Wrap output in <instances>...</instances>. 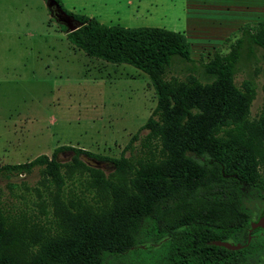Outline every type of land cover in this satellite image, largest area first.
<instances>
[{"label": "trees", "instance_id": "trees-1", "mask_svg": "<svg viewBox=\"0 0 264 264\" xmlns=\"http://www.w3.org/2000/svg\"><path fill=\"white\" fill-rule=\"evenodd\" d=\"M54 1L78 23L64 29L69 43L143 72L155 104L118 156L58 145L0 165L5 178L41 174L30 209L0 202V264H251L262 256L264 228H251L247 203L264 204V113L250 117L254 82L234 76L240 60L264 50V21L242 25L225 53L194 60L180 31L105 24ZM174 59L182 78L167 75ZM64 151L71 155L60 160Z\"/></svg>", "mask_w": 264, "mask_h": 264}, {"label": "rangeland", "instance_id": "rangeland-1", "mask_svg": "<svg viewBox=\"0 0 264 264\" xmlns=\"http://www.w3.org/2000/svg\"><path fill=\"white\" fill-rule=\"evenodd\" d=\"M130 1L127 5L126 0H60L66 10L105 24L180 31L188 43L189 58L194 60L215 50L225 53L242 25L264 21V10L233 7L264 5V0ZM132 11L140 12L139 16ZM168 12L184 14L183 28L157 19ZM64 29L45 0H0V165L50 155L58 145L118 156L155 104L143 72L129 64L85 55L69 43ZM167 75H185L177 59ZM247 77L255 85L250 117L257 118L264 113L263 49L256 48L250 58L240 60L234 81L238 84ZM70 155L64 151L58 158L67 160ZM79 158L105 173L112 168L84 155ZM40 179L38 168L9 178L0 175L3 209H30L40 199L33 191V187L40 188ZM247 206L251 220L264 209L258 201ZM251 264H264V253L251 259Z\"/></svg>", "mask_w": 264, "mask_h": 264}, {"label": "water", "instance_id": "water-1", "mask_svg": "<svg viewBox=\"0 0 264 264\" xmlns=\"http://www.w3.org/2000/svg\"><path fill=\"white\" fill-rule=\"evenodd\" d=\"M46 5L48 6L51 15L59 22L65 25V31L70 32L78 27V23L71 18L69 15L63 13L59 7L57 6L54 0H45ZM251 228H264V209L260 212V214L256 217V219L250 222ZM215 245L223 246L229 249H238L240 245L232 244L227 241H214Z\"/></svg>", "mask_w": 264, "mask_h": 264}, {"label": "crops", "instance_id": "crops-1", "mask_svg": "<svg viewBox=\"0 0 264 264\" xmlns=\"http://www.w3.org/2000/svg\"><path fill=\"white\" fill-rule=\"evenodd\" d=\"M127 5L131 4L130 0H126L125 2ZM221 6V5H220ZM224 7H227L226 5H222ZM183 7V6H182ZM233 7L235 8H242L244 10H255V11H259V10H264V5H253V4H249V5H245V6H241V7H236L233 5ZM166 9V8H165ZM181 10H183L181 8ZM133 13L137 14V16H139L140 12H135L132 11ZM128 13L132 14L131 11L129 10ZM142 13V12H141ZM144 13V12H143ZM167 15H164V17H159L157 18L159 21L161 22H166V24H177L176 26L179 25V28H183V23H184V14L178 13V14H171L170 12L166 13ZM155 15V14H154ZM136 15L132 16L133 18ZM145 18V17H144ZM149 19V18H148ZM151 19H154V17H151ZM173 30V29H170ZM11 32V31H10Z\"/></svg>", "mask_w": 264, "mask_h": 264}]
</instances>
